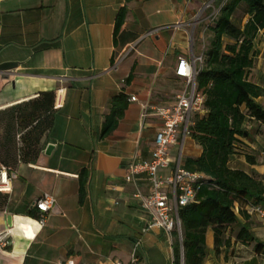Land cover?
Instances as JSON below:
<instances>
[{"label":"crops","instance_id":"crops-1","mask_svg":"<svg viewBox=\"0 0 264 264\" xmlns=\"http://www.w3.org/2000/svg\"><path fill=\"white\" fill-rule=\"evenodd\" d=\"M211 1L0 2V65H18L0 72V113L42 92H55L61 105L34 163L19 160L16 120L0 130V165L15 173L12 190H0V264H132L133 257L138 264H174L175 240L163 230L145 232L152 215L135 198L139 192L150 195L149 178L140 176L136 183L126 178L133 162L150 159L154 151L162 122L153 109L171 107L186 88L175 74L178 61L193 60L192 41ZM122 10L126 20L115 35ZM255 49L249 80L264 89L262 34ZM121 94L129 106L118 127L103 137L112 101ZM257 103L264 108V96ZM243 131L229 166L264 183V123L248 117ZM188 140L192 143L186 148ZM49 146L54 150L47 155ZM171 154L172 166L160 171L164 177L174 173L180 149ZM201 154L202 148L186 139L183 166L187 158ZM45 193L54 195L57 204L42 227L32 206ZM239 218V226L226 235L231 245L218 254L214 231L208 229L205 264H264V251H255L256 243L264 244V219ZM242 225L256 240L250 246L236 240Z\"/></svg>","mask_w":264,"mask_h":264},{"label":"trees","instance_id":"trees-1","mask_svg":"<svg viewBox=\"0 0 264 264\" xmlns=\"http://www.w3.org/2000/svg\"><path fill=\"white\" fill-rule=\"evenodd\" d=\"M221 4L219 0L216 5ZM239 9L248 19L243 26L233 20ZM125 20L126 11L122 10L115 35L120 33ZM208 31L213 39L204 67L197 69L199 91L205 97V114L197 116L191 128V138L202 148V154L187 158L184 164L186 170L203 174L205 179L196 186L195 201L180 210L183 237L175 240L174 264H205L209 228L214 231L218 254L220 248L231 245L226 235L239 226V216L248 220L250 207L264 206L263 181L229 166L239 152L246 119L251 117L264 123V108L257 103L264 96V89L249 80L257 58L255 42L261 34L264 36V0H229ZM56 99L55 92H42L37 98L0 113L12 115L17 122L22 143L20 162L30 164L39 159L43 141L55 125ZM128 106L126 95L113 99L103 137L118 127ZM247 160L255 163L251 156ZM85 186L83 179L81 202ZM236 240L246 246L256 242L247 225L240 226ZM255 251L263 252L264 244L256 243Z\"/></svg>","mask_w":264,"mask_h":264},{"label":"built area","instance_id":"built-area-1","mask_svg":"<svg viewBox=\"0 0 264 264\" xmlns=\"http://www.w3.org/2000/svg\"><path fill=\"white\" fill-rule=\"evenodd\" d=\"M5 0H0V2ZM219 0H212L206 9H215ZM229 0H222L219 13L209 16V21L219 16L221 9ZM202 60V57L198 58ZM197 60L179 58L176 68V77L186 82L185 90L176 97L171 107H157L153 109V115L162 122V128L157 133L155 148L150 159L135 161L130 166V174L126 178L128 182H137L138 177L147 176L151 184V193L148 196L137 193L135 198L139 201L143 210L152 215V221L145 232L155 229L163 230L171 240H182L183 229L180 218V210L192 204L197 196V184L205 179L200 173H193L184 168L182 154L186 139L191 137V128L195 125L197 116L204 115L205 97L199 91L197 81ZM59 96L56 99L55 109L60 108ZM136 102L137 98L131 99ZM144 115V118L148 117ZM180 149V157L176 161V168L171 176L164 177L160 171L169 169L173 164L172 150ZM264 155V152H263ZM15 178L14 170L0 165V190L11 191ZM57 200L54 195L45 193L35 201L32 206L37 211V221L42 227L47 223L48 217L54 212ZM251 215H258L264 219V208L252 206L249 209ZM139 259L133 257L132 264H138ZM73 264V262L71 263ZM121 264V263H116Z\"/></svg>","mask_w":264,"mask_h":264},{"label":"rangeland","instance_id":"rangeland-1","mask_svg":"<svg viewBox=\"0 0 264 264\" xmlns=\"http://www.w3.org/2000/svg\"><path fill=\"white\" fill-rule=\"evenodd\" d=\"M215 9H207L206 13L203 15L202 19H205V21L201 24L200 28H199V34H203L202 37H200L199 34L195 35V38L192 41V58L193 60H197V65H198V70L202 69L205 65V59H206V55L208 54L209 48H210V43L211 40L213 39V35L211 32L208 31V26L212 25V21H209V19H207V17L209 15H211L213 13V11L215 13H219V8L218 6H215ZM246 16H244V14L242 13V11L239 9L233 17V20L236 24L243 26L245 21H246ZM207 20L209 21V24L207 23ZM226 42H229L230 40L226 39ZM196 57L200 58L202 57V60L196 59ZM11 119L12 117L9 114H1L0 115V130L4 129V127H6L7 125H9L11 123ZM190 143H192L191 140H188L186 142V148H189ZM1 144V142H0ZM19 150L21 149L22 143L21 141H19ZM2 153V152H1ZM9 156V154L7 153H2V156ZM11 155V154H10Z\"/></svg>","mask_w":264,"mask_h":264},{"label":"water","instance_id":"water-1","mask_svg":"<svg viewBox=\"0 0 264 264\" xmlns=\"http://www.w3.org/2000/svg\"><path fill=\"white\" fill-rule=\"evenodd\" d=\"M18 65L16 63H5L0 65V72H8V71H12L15 68H17ZM54 150L53 146H49V148L47 149V155H50ZM11 217L8 218L9 224H11Z\"/></svg>","mask_w":264,"mask_h":264}]
</instances>
